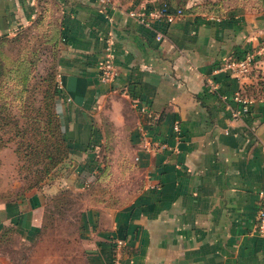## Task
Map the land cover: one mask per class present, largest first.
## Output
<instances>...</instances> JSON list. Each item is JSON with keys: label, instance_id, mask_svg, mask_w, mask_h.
Instances as JSON below:
<instances>
[{"label": "crops", "instance_id": "crops-1", "mask_svg": "<svg viewBox=\"0 0 264 264\" xmlns=\"http://www.w3.org/2000/svg\"><path fill=\"white\" fill-rule=\"evenodd\" d=\"M162 1L0 0L1 49L41 42L55 58V110L70 147L68 159L29 189L15 174V146L0 149V241L12 233L34 242L48 202L60 190L83 194L106 155L119 180L102 186L116 191L118 203L81 211L86 264H112L117 239L124 242L117 264H264V235L255 231L264 188V61L239 78L218 70L264 43V6L166 0L182 9L170 24L127 15ZM107 43L117 76L101 83ZM235 95L249 101L237 119ZM0 264L9 262L0 257Z\"/></svg>", "mask_w": 264, "mask_h": 264}, {"label": "trees", "instance_id": "trees-1", "mask_svg": "<svg viewBox=\"0 0 264 264\" xmlns=\"http://www.w3.org/2000/svg\"><path fill=\"white\" fill-rule=\"evenodd\" d=\"M256 1L264 6V0ZM163 4L169 12L181 9L166 0L158 7ZM38 59L4 62L0 46V149L14 143L17 173L27 180V189L37 186L67 160L70 149L55 110V64L44 73L45 69L40 71L37 66ZM14 106L19 119L9 112ZM66 195H70L69 190H60L52 199L64 203Z\"/></svg>", "mask_w": 264, "mask_h": 264}, {"label": "rangeland", "instance_id": "rangeland-1", "mask_svg": "<svg viewBox=\"0 0 264 264\" xmlns=\"http://www.w3.org/2000/svg\"><path fill=\"white\" fill-rule=\"evenodd\" d=\"M37 45L39 48L42 47L37 53L38 55H35L39 58L37 66L40 71L45 69L43 71L45 73L46 69H50L51 65L54 64L55 58L48 50H42L44 46L41 42L10 41L1 49L4 62L33 60L32 52H34L33 49L35 48L37 50ZM22 57L23 60H21ZM16 76L15 78L19 79L18 75ZM10 95L13 96L12 94ZM9 112L12 116L19 119L15 106L9 108ZM20 122L22 124V121ZM10 144L14 145L13 142H10ZM102 157L104 166L100 165L96 175L86 182L87 185L83 194L70 192V195L65 196L64 203L59 202L58 204L54 199H51L47 204V212L37 239L31 243L23 242L10 233L0 241V257L7 260L9 264H86L85 245L80 224L81 211L87 208L89 203H93V205L99 203L115 205L118 203L113 195V193L116 194V191L110 188L111 190L106 192L102 183L105 179H112L113 182L114 180L118 182L119 175L114 174V171L113 175H111L112 170L109 171L108 167H106L108 158L106 155ZM14 170L16 175L21 176L17 173L16 168ZM4 171L7 172L8 170ZM10 176L13 177L14 175L10 173ZM110 176L111 178H109ZM9 179L12 180L11 178ZM23 187H26V185ZM106 194L110 196L108 197V202L98 200L101 197L105 198Z\"/></svg>", "mask_w": 264, "mask_h": 264}, {"label": "built area", "instance_id": "built-area-1", "mask_svg": "<svg viewBox=\"0 0 264 264\" xmlns=\"http://www.w3.org/2000/svg\"><path fill=\"white\" fill-rule=\"evenodd\" d=\"M100 4L109 5L112 0H96ZM127 15L131 18L138 20L139 22L149 25L152 21H163L166 24L172 23L177 17L182 15L181 9H176L173 12L167 10V5L163 4L161 7L152 8L148 10H129ZM155 38L160 40L163 35L158 33ZM264 61V43L258 47L246 51L244 54L238 57H231L220 64L218 67L219 71L227 72L233 77H242L248 74L253 67H255L259 62ZM117 76V68L114 63V54L112 51V46L107 43L103 52V58L98 66V79L101 83H111ZM209 87L211 90H215V86L210 82ZM57 88H61L60 77L57 76ZM235 99L241 103V107L237 110L232 111L233 119L239 118V116L248 110L249 101L242 99L239 95H235ZM141 112H145L144 107H140ZM173 139L176 143L181 140V128L178 122H175L172 127ZM155 147L163 150L167 148L166 143H160L155 141ZM144 148L149 150L151 148V142L146 141L144 143ZM261 151L264 156V142L261 145ZM258 206L256 210L255 219V231L258 234L264 235V188H261L258 193ZM124 242L120 239L114 241V256L112 264H117L121 258V248Z\"/></svg>", "mask_w": 264, "mask_h": 264}, {"label": "water", "instance_id": "water-1", "mask_svg": "<svg viewBox=\"0 0 264 264\" xmlns=\"http://www.w3.org/2000/svg\"><path fill=\"white\" fill-rule=\"evenodd\" d=\"M263 142H264V137H263Z\"/></svg>", "mask_w": 264, "mask_h": 264}]
</instances>
